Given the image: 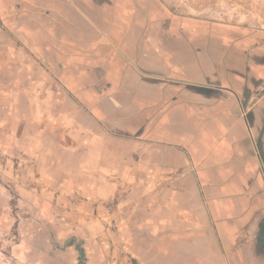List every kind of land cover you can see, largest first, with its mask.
I'll use <instances>...</instances> for the list:
<instances>
[{"label":"crops","instance_id":"crops-1","mask_svg":"<svg viewBox=\"0 0 264 264\" xmlns=\"http://www.w3.org/2000/svg\"><path fill=\"white\" fill-rule=\"evenodd\" d=\"M263 85L257 24L164 0H0V179L23 172L28 255L264 264Z\"/></svg>","mask_w":264,"mask_h":264},{"label":"rangeland","instance_id":"rangeland-1","mask_svg":"<svg viewBox=\"0 0 264 264\" xmlns=\"http://www.w3.org/2000/svg\"><path fill=\"white\" fill-rule=\"evenodd\" d=\"M178 10L179 13L195 18H201L210 21H218L227 24H239L243 26L255 25L264 10V0H164ZM4 176L9 174L13 167L11 160L2 158ZM20 170L21 165H15ZM8 168V173L5 169ZM24 176L21 171L16 172L15 184L3 182L4 193L1 196L0 203V264H35L34 256L28 255L31 252L32 238L25 236L19 229V223L26 216H35V210L27 208L20 202L17 184L20 178ZM9 177V176H7ZM19 183H18V182ZM32 193H37L36 188H29ZM35 196L34 199H37ZM31 210V211H29ZM29 211V212H28ZM41 237L36 239L41 244ZM52 242V240H51Z\"/></svg>","mask_w":264,"mask_h":264},{"label":"built area","instance_id":"built-area-1","mask_svg":"<svg viewBox=\"0 0 264 264\" xmlns=\"http://www.w3.org/2000/svg\"><path fill=\"white\" fill-rule=\"evenodd\" d=\"M257 29L264 31V10L261 14H259V18L257 20ZM259 92H264V85L259 88Z\"/></svg>","mask_w":264,"mask_h":264}]
</instances>
